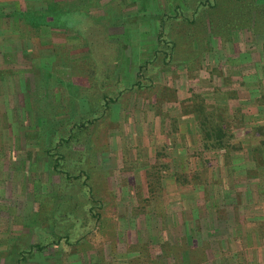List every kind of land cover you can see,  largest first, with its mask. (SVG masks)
<instances>
[{
    "label": "rangeland",
    "instance_id": "obj_1",
    "mask_svg": "<svg viewBox=\"0 0 264 264\" xmlns=\"http://www.w3.org/2000/svg\"><path fill=\"white\" fill-rule=\"evenodd\" d=\"M262 63L264 0H0V264H264Z\"/></svg>",
    "mask_w": 264,
    "mask_h": 264
},
{
    "label": "trees",
    "instance_id": "obj_2",
    "mask_svg": "<svg viewBox=\"0 0 264 264\" xmlns=\"http://www.w3.org/2000/svg\"><path fill=\"white\" fill-rule=\"evenodd\" d=\"M139 82L136 83V85H138ZM106 104L104 103L103 104V107H105ZM261 129H264V125H260L258 127H256L254 130H256V132H261ZM262 135V139H260L258 141V146L257 147H251L249 148L248 151H244V155H246L245 158L242 157V159H246V161H254V162H257L259 160H263V157H262V154H264V132H261L260 133ZM202 136H200V145H201V148L202 150L204 151H217L215 150L216 149H219L218 150V153L214 152L212 154L213 158H215L216 156L218 157V162L221 164V161L222 162H227L228 159H229V152L230 150H238L240 149V145H236V146H231L229 145V143L231 142V139L233 138V136L229 133L226 132V127L225 126H222L220 124H218V127L216 128H212V126H210V128L208 129H204L203 130V134H201ZM49 151H47V153H49ZM51 155V154H50ZM57 157H61L60 155L57 156ZM216 159V158H215ZM53 169L57 172H62L63 170L59 167V163H58V159L55 157V159L53 160ZM205 161V159H204ZM64 174V177L66 178H79L81 175H82V179L83 181H85L86 177H87V174L85 173V171H83L82 169H79V171L74 174V175H71L67 172V170H64L62 172ZM183 183H188V180L186 178H182L181 180H179V175L176 174V181H175V184L176 185H182ZM84 185V188L85 189H82V199L84 200H88L90 202H96L95 200H92V195H90L91 193V190L89 188V186L84 182L83 183ZM87 210L88 211H91L92 210V207H91V204L90 206L87 207ZM67 236L65 234L63 235H57L56 236V239L51 241V243L55 244V245H58L60 244L61 241H63L64 243H66L65 241H67ZM82 238H78L76 239V242H79L81 241ZM167 245V244H166ZM40 246L41 244H35L34 247L35 248H39L40 249ZM32 247V246H31ZM174 246L171 247L172 250L174 249ZM21 255V254H19ZM19 259L21 258H15V263L19 262Z\"/></svg>",
    "mask_w": 264,
    "mask_h": 264
},
{
    "label": "crops",
    "instance_id": "obj_3",
    "mask_svg": "<svg viewBox=\"0 0 264 264\" xmlns=\"http://www.w3.org/2000/svg\"><path fill=\"white\" fill-rule=\"evenodd\" d=\"M263 61V60H262ZM251 63L254 64V60H251ZM264 64V63H262ZM251 75L253 76L254 75V72L253 70L250 71ZM242 74L241 75H235L234 77V82H232V84L236 85V86H233V88L235 87L236 89H238V94L235 96L236 97V101L238 103H249V102H243L242 98H246L248 97L247 95H250L248 91H253L252 89L255 88V85L252 84L253 82H250L248 79H244V78H241ZM250 76L249 73H245V77H248ZM233 78V76H232ZM260 79L262 80V77L260 76ZM247 94V95H246ZM256 95V94H255ZM254 95V97H255ZM251 97V96H250ZM253 97V98H254ZM250 101H252L253 99L252 98H248ZM232 102V100H230V103ZM252 138H259L255 133L252 135ZM255 140V139H254ZM254 140H251V142H254ZM200 144L199 142V138L197 139V144H196V149L198 148V145ZM249 148V147H248ZM247 148V149H248ZM188 151H186V153L189 152V150L191 151L190 147L187 148ZM217 151H209L211 153H218V149H216ZM205 152H208V151H205ZM205 154V153H204ZM185 157V156H184ZM216 162L218 163V157L216 156ZM190 159V157H189ZM174 182V178L173 180H170V183H173ZM175 184V183H174Z\"/></svg>",
    "mask_w": 264,
    "mask_h": 264
}]
</instances>
